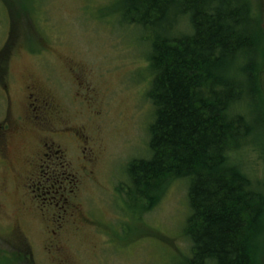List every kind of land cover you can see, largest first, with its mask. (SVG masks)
<instances>
[{
	"label": "rangeland",
	"instance_id": "374dc122",
	"mask_svg": "<svg viewBox=\"0 0 264 264\" xmlns=\"http://www.w3.org/2000/svg\"><path fill=\"white\" fill-rule=\"evenodd\" d=\"M245 1L264 28V0ZM115 9V0H0V47L9 41L0 59L5 67L9 64L11 79L18 84L28 74L52 81L59 90L56 97H62L69 109L71 124L90 126L96 135L97 141L88 137L82 143L88 150L93 147L96 156L90 161L94 174L80 180L78 197L100 246L93 253L85 242L72 243L68 250L76 263L180 264L190 255L182 233L189 212L187 182L172 181L144 213L139 206L124 203V168L130 159L148 154L152 107L145 97L150 75L144 33L121 26ZM64 58L72 63L71 73L64 69L68 67ZM261 77L264 85V73ZM254 132L231 153V160L264 192V133L259 127ZM67 135L62 143L75 166L84 160L79 158L81 146L77 151L76 137ZM0 167V178H7V188L0 189V211L5 216L0 213L2 263L65 264L48 252V236L35 227L39 213L31 222L22 220L26 237L10 234L15 238L11 240L5 235L12 227L7 220L18 217L21 195L16 173ZM24 252L28 259L19 258Z\"/></svg>",
	"mask_w": 264,
	"mask_h": 264
},
{
	"label": "trees",
	"instance_id": "16d2710c",
	"mask_svg": "<svg viewBox=\"0 0 264 264\" xmlns=\"http://www.w3.org/2000/svg\"><path fill=\"white\" fill-rule=\"evenodd\" d=\"M115 5L121 26L144 33L152 107L148 154L124 168V203L144 213L185 180L190 255L180 264H264V192L231 160L257 127L264 133L261 22L245 0Z\"/></svg>",
	"mask_w": 264,
	"mask_h": 264
},
{
	"label": "flooded vegetation",
	"instance_id": "af4514ba",
	"mask_svg": "<svg viewBox=\"0 0 264 264\" xmlns=\"http://www.w3.org/2000/svg\"><path fill=\"white\" fill-rule=\"evenodd\" d=\"M0 60V164L16 173V187L19 186L21 195L18 217L7 220L12 227L5 235L11 240L15 238L10 234L24 236L22 220L31 222L39 213L40 221L34 223L40 234L48 236V252L65 264H77L68 250L72 243L85 242L93 253L100 246L92 219L81 210L78 197L80 180L94 174L90 161L96 156L93 147L88 150L82 143L88 137L97 141L96 135H92L90 126L71 124L69 109L63 105L62 97H56L59 90L52 81L28 74L18 84L11 79L14 75L9 64L5 67L3 59ZM69 60L64 58L68 67L63 66L71 73L74 68ZM65 132L68 137L70 134L76 137L77 151L81 146L79 158L84 160L75 166L62 143ZM6 179L0 178L2 191L7 188Z\"/></svg>",
	"mask_w": 264,
	"mask_h": 264
}]
</instances>
